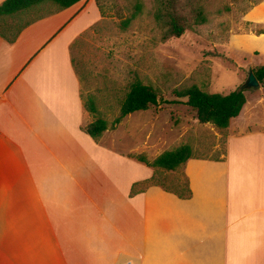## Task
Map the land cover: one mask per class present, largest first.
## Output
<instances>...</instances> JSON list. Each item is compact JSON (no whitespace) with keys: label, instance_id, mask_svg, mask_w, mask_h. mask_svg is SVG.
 <instances>
[{"label":"crops","instance_id":"obj_1","mask_svg":"<svg viewBox=\"0 0 264 264\" xmlns=\"http://www.w3.org/2000/svg\"><path fill=\"white\" fill-rule=\"evenodd\" d=\"M100 16L82 0L0 32V264H264V129L231 126L247 97L223 154L179 167L188 199L141 190L155 171L82 130L71 47Z\"/></svg>","mask_w":264,"mask_h":264},{"label":"rangeland","instance_id":"obj_2","mask_svg":"<svg viewBox=\"0 0 264 264\" xmlns=\"http://www.w3.org/2000/svg\"><path fill=\"white\" fill-rule=\"evenodd\" d=\"M263 2L205 0L209 17L205 25L186 31L180 38L163 40L152 15L154 0H98L102 16L71 47L86 116L84 128L98 118L104 119L109 128L99 143L136 160L142 156L152 162L164 151L181 145H188L195 157L218 158L224 152L226 131L200 125L186 99L175 95L197 86L207 93L223 95L242 87L247 104L240 120L231 126L235 130L244 125L245 131L263 130L264 83L248 89L245 82L251 68L260 65L264 57V34L253 37L260 42V51L245 52L241 48L245 35L264 32V24L247 21L248 14L261 6L258 17L264 22ZM55 9L45 4L6 17L0 21V32L11 37ZM132 14L136 16L131 18ZM124 20H130L126 28H122ZM134 80L154 89L158 104L115 126L120 105ZM91 104L94 114L89 112ZM154 174L158 185L185 192L187 184L181 168L173 172L155 169Z\"/></svg>","mask_w":264,"mask_h":264},{"label":"trees","instance_id":"obj_3","mask_svg":"<svg viewBox=\"0 0 264 264\" xmlns=\"http://www.w3.org/2000/svg\"><path fill=\"white\" fill-rule=\"evenodd\" d=\"M82 0H5L0 4V18L13 16L29 11L32 8L49 4L54 6L55 11L67 9ZM205 0H154L153 19L161 29L163 40L180 38L197 26L205 25L208 20V13L204 8ZM96 6L100 10L98 0ZM136 14H132L134 18ZM40 19V18H39ZM130 20H124L122 28H126ZM263 32H260L262 34ZM250 72L254 75L258 84L264 83V65L254 66ZM244 89L231 91L227 94H211L202 91L197 86H190L181 91L175 92L179 99H186V105L195 112V118L200 125L210 124L218 130H224L229 126L230 120L236 118L246 103ZM158 96L150 86L143 85L140 81L134 80L129 85V92L120 105L119 116L114 120L116 126L120 121L135 112L145 111L149 106L158 104ZM90 113H95L91 104ZM108 123L98 118L88 124L84 129L91 139L97 141L105 131L108 130ZM192 157V150L188 145H181L175 149L164 151L152 162L145 157L139 156L137 161L144 163L149 168L163 171H176L181 165ZM187 184V182H186ZM144 190L149 186H160L155 183V177L143 181L141 184ZM137 185L131 188V196L138 193ZM162 187V186H161ZM166 192H172L162 187ZM179 198L188 199L190 191L185 186V192H174Z\"/></svg>","mask_w":264,"mask_h":264},{"label":"water","instance_id":"obj_4","mask_svg":"<svg viewBox=\"0 0 264 264\" xmlns=\"http://www.w3.org/2000/svg\"><path fill=\"white\" fill-rule=\"evenodd\" d=\"M245 86L248 89H256L258 87V82L255 79L254 75L252 72L248 73L247 80L245 82Z\"/></svg>","mask_w":264,"mask_h":264}]
</instances>
